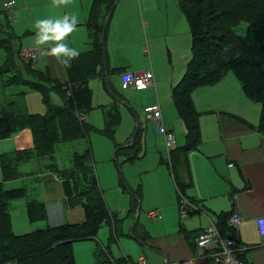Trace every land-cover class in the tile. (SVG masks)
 <instances>
[{
    "label": "rangeland",
    "instance_id": "374dc122",
    "mask_svg": "<svg viewBox=\"0 0 264 264\" xmlns=\"http://www.w3.org/2000/svg\"><path fill=\"white\" fill-rule=\"evenodd\" d=\"M13 1L16 3L11 14L14 18L13 22L6 12L7 16H4V12L0 11V38L6 36L8 29H6L4 23L7 22L17 36L13 41L15 47L21 46L36 50L39 59L32 60L33 66L43 72L45 71L47 58L43 56L41 49L35 45V21L37 19H55L65 14H71L72 8L77 7L76 0H72V3L68 6L61 7L54 6L52 0ZM146 5L149 14L146 24L142 18L139 21V31H133L134 34L132 35L135 40L141 38L143 41L142 46L145 45V53L135 52L134 57L136 64L146 66L154 74L153 80L158 87L157 94L160 95L159 104H157L158 101L153 88L149 89L150 87H147L149 90L145 92H136L134 88L121 91L117 77H112L107 80L109 84V91L107 92L106 82L91 79L89 80V88L92 102L87 121L95 125L97 130H101L103 128L104 111L115 105L119 118L118 127L112 136L113 139L107 136L104 137L99 132L94 131L88 134L87 140L78 139L69 143H60L55 150H52V153L46 151L44 144H40V142L33 143V141V146L30 145L31 143L29 144L30 147H33L32 149H26L28 146L25 145L26 148L23 147L18 149L19 152H14L16 143L11 138L13 134L0 140V156L5 154L7 158H11L13 169L12 177L5 180L0 178V194L9 191V189L21 190L19 197L9 199L6 206L9 225H11L13 232L25 234V231L35 232L38 229L51 226L49 222L42 220L29 223L25 207L27 203H37V201L45 203L46 199L50 200L48 192L55 196L56 194L60 195L62 185L59 182L64 180L60 179L69 176L71 170L75 172L74 180L77 178L80 190L86 188L87 176H91V179L94 176L97 185L105 193L106 204L118 219L121 218L124 221L122 233L118 236L111 237L109 235L110 225L103 222L92 239H81L74 242L71 245L74 264H126V262L134 264L139 257L146 264H166L165 259L155 253V251H158L155 247L144 248L141 246V241L130 234L133 220L134 222L137 220L140 226L144 228L143 230L149 234L150 243L151 240H154L155 243H157L156 241H164L177 233V220L180 213L179 205L176 203V193L173 190V183L168 177L166 166H160L159 163L160 157L167 158L170 151L164 148L163 137L155 132L154 123L144 120L143 110L146 105H160V108L162 107V123L165 129L171 130L173 135L177 136L179 143H184L185 139L181 134L185 130V125L177 117L175 107H173L171 101L170 90L173 87L172 85L179 82L181 75L186 70V63L191 58V37L188 23L185 20L186 17L177 8L176 0H147ZM83 29V27L77 25L76 30L67 38L66 42L69 47L78 49L83 46L84 37L86 36ZM243 29L244 27L240 31ZM146 33L148 34V40L144 38ZM107 49L106 41L105 50L107 59L110 62L114 59L121 61L125 59V55L120 51H117L115 56H110ZM2 53L0 50V65L4 58ZM20 71L22 72L23 69ZM9 77H11L9 73L0 74V105L10 100L15 103V109L19 112L44 115L46 113L45 105L39 92L28 87L24 88V86H6L5 83ZM239 87L237 79L229 70L222 76V79L215 81L213 84H202L190 89L189 92L193 106L197 111L202 112L201 117H206L212 125L218 123L215 119L218 111L215 114L211 111L220 110L231 113L234 117L241 118L248 121L249 124L257 126L260 105L248 100ZM21 89L26 92L23 96L17 95ZM116 93L122 95L125 100H122L123 102L118 101L119 99L113 95ZM50 98H52L55 105H62L59 97L54 93H50ZM83 117L85 116L78 118L81 121L84 119ZM171 121L172 125L169 127ZM135 127H137V130H141L140 133L144 136L145 157L134 160L132 163L124 162L125 159L122 155L114 159V145H124L128 142L132 138L131 135L135 131ZM13 131H16L15 127ZM204 141V137H202V143L200 139V144H203ZM85 145H90L89 150L92 157L86 155ZM197 148L202 149L200 145ZM22 149L27 151H22ZM198 149H190L189 152L200 155ZM77 154L79 155L77 156ZM79 160L85 167L75 171L76 162ZM81 175L85 178L82 179ZM70 186L73 188V184H70ZM137 187L140 188L142 193V200L139 202L140 210L138 214L135 211V215L128 218L126 211L131 197L126 190L129 188L135 191ZM187 192L191 194V190L187 189ZM76 193H71L73 194L70 199L72 203L74 200L78 202L76 203L78 205L79 199L85 203V198ZM185 195L187 196L186 193ZM151 210L160 212L162 220L158 222L146 218V214ZM185 211L187 212V208H185ZM83 213L86 217L84 208ZM84 217L81 221L84 220ZM81 221L74 224H81ZM87 226L89 225L83 223L82 227L87 229ZM74 231L77 232L78 228L72 229V232ZM167 261L170 262L168 259ZM201 263L198 262L197 264ZM10 264H16V262ZM169 264H180V262Z\"/></svg>",
    "mask_w": 264,
    "mask_h": 264
},
{
    "label": "trees",
    "instance_id": "16d2710c",
    "mask_svg": "<svg viewBox=\"0 0 264 264\" xmlns=\"http://www.w3.org/2000/svg\"><path fill=\"white\" fill-rule=\"evenodd\" d=\"M176 2L177 8L186 17L185 20L189 26L191 58L187 61L186 70L179 82L173 85L170 93L178 118L186 127V135L184 144L171 150L168 159L161 157L159 163L165 164L170 171L179 205V201L186 198L184 193L186 187L189 186V171H186L183 156L200 143L198 120L200 113L192 104L190 89L202 84H213L222 79L226 71H232L247 99L258 103L261 108L257 126L245 120L242 122L249 130L259 132L264 139V0H176ZM113 3L114 0H92L88 9L89 17L85 23L89 30L90 47L78 58L73 59L70 66L60 64L65 76L61 82L53 78L48 65L45 67L46 71H39L35 69L32 61L18 54L20 46L15 47L13 43L16 36L8 23H4L8 30L6 36L0 38V50L4 57L0 65V74L9 73L11 75L5 85L24 86V88L37 90L45 105L46 113L39 115V113L19 112L15 109V103L10 100L1 104L0 140L26 128L33 135V143L44 144L46 151L52 153V150H55L60 143H69L78 139L87 140L88 134L94 131L113 139L119 118L115 105L104 111L101 130H97L95 125L87 122L92 102L89 80L100 79L104 82L114 75L113 70L107 67L105 50L103 53L101 50L102 38L104 40L107 32L106 28L103 30V21ZM4 16H7L5 12ZM243 27L244 29L240 31ZM104 60L106 63L103 68ZM21 69H23L22 72ZM121 91L124 90L121 88ZM50 93L59 97L61 106L52 102ZM24 94L26 92L21 89L17 95L23 96ZM80 116L85 117L80 121L78 118ZM228 117L234 118L232 115ZM14 127L16 131H13ZM140 132L141 130L135 129L132 142L130 140L125 145L115 144V158L122 155L125 158L124 161L129 163L139 158L142 137ZM89 148L90 145H85L87 156L91 155ZM84 167L79 160L76 162L75 171ZM12 170L11 158H7L5 154L1 155V179L12 177ZM74 175L75 172L71 170L69 176L61 180L64 179L63 193H66L65 195L71 198L73 195L71 193L77 192L76 194L83 196L86 200L83 203L79 199L86 217L81 224H74L75 226L66 222L61 225L47 226L35 232L16 235L9 225L6 206L9 199L19 197L21 190L9 189L0 194V264L12 262L16 264H74L71 245L81 239H92L103 222L110 225L109 235L111 237L121 233L122 223L116 219L115 213L109 212L104 206L102 193L98 190L94 176L92 179L91 176H87V186L80 190L78 180L77 178L74 180ZM81 177L85 178L82 175ZM70 182L73 183V188ZM126 192L131 197L128 203L129 217H133L142 199V193L139 187L135 191L127 188ZM25 210L29 223L38 220L45 221L48 218L46 204L41 201L27 203ZM83 223L89 225L87 229L82 227ZM74 228H78V231L72 232ZM216 228L224 235L221 225H216ZM143 229L136 220L130 234L139 239L143 246L148 247L147 243L150 238Z\"/></svg>",
    "mask_w": 264,
    "mask_h": 264
},
{
    "label": "crops",
    "instance_id": "0c3cea01",
    "mask_svg": "<svg viewBox=\"0 0 264 264\" xmlns=\"http://www.w3.org/2000/svg\"><path fill=\"white\" fill-rule=\"evenodd\" d=\"M3 1L0 2V10L5 12L2 5ZM91 2L92 0H76L75 3L77 7L72 8V10L70 11L71 14H76L79 17L78 26L84 28L83 30L85 31L86 35L84 37L85 42H83V46L77 49L80 54H83L90 47V42L88 40L89 30L87 26H85V23L89 17L88 9L91 5ZM146 2L147 0H118L113 8V13L110 16L109 20L104 23L106 17L104 19L103 26H105V28L107 29L106 35L104 36L105 49L107 41V51L110 56H115L117 54V51H120L125 55V59L122 61L114 59L112 62H110L109 59H107V67H109L110 70H113L114 73V75L108 78L117 77L119 81V76L124 72L135 71L136 73L138 71L143 72L144 70L149 69L146 66L143 67L140 64L135 63L134 53L138 51L145 53V45L142 46L143 41L141 40V38H136L135 40L132 36L134 34L133 31H139V21L142 18L145 20L146 24L147 17L149 16L148 11L145 7L147 6ZM15 6L16 3L13 7ZM12 11L13 10L9 11V15L12 14ZM11 16L13 22V15ZM142 23L144 24V22ZM35 38L36 32L34 39ZM144 38L145 40L149 39L147 33L145 34ZM39 48L41 49V47ZM42 54L47 58L46 65H48V70H50L53 78L61 82L65 77L64 70L60 65L61 61L58 60L55 56L47 54L46 51H43ZM107 80L104 82H106L108 92L109 84ZM156 87V82L153 80L152 87L148 88L155 89L154 94H156V98L158 101L157 104H159L160 95L157 94L158 87ZM148 88L144 91L136 92H145L146 90H149ZM114 96L117 97L121 102H123L122 100H125L119 93H116V95ZM158 106L160 107V105ZM216 111H218L215 117L218 122L216 125H212L211 121L208 122L206 117H201L202 112L200 113L198 111L200 113V117L198 120L200 125L199 134L201 143L202 137H204L205 141L203 142V144L199 143L197 145V147L200 145L202 149H198L197 147L192 148L194 150L198 149L200 155L198 153L194 154L193 152L190 153L188 151L183 156L185 162L184 166L186 168V171H189V186H187L185 189V193L187 194V196L184 193L186 197L184 199H186L190 206L186 207L187 212L184 219L180 218L178 214L176 235L168 237L164 241H156L157 243H155L154 240H151L152 242L150 243L149 239V243H147V245L148 247H155V249L164 254V258H167L170 261L169 263H175L178 261L181 264L182 260H186L187 258L191 257L194 258L197 263L202 262L199 261L195 256V246L193 245L194 237L209 225H221L223 229L221 231L224 232V235L235 239V243L237 244L236 250H242L237 251L234 257L238 258L239 261L243 262L244 264H264V241L259 236L257 229H255L256 218L264 214V139L259 132L257 133L253 130H249L246 124L243 123L244 120L242 122L241 118L234 117L236 119H239L236 120L233 117H228L232 114L220 110H213L211 111V113L215 114ZM169 124V127H171L172 121L169 122ZM155 130V132L159 133L156 127ZM185 130H183L181 134L184 139L186 135ZM169 131L171 132V130ZM160 134L161 133H159V135ZM31 136V131L27 130L26 128L16 134H13L11 138H13L16 143L15 151H19L18 149L23 148L25 145H27L28 147L24 148L32 149L33 140ZM174 138L175 145H173L172 150H175L177 144L178 146L182 144L179 143L176 135H174ZM143 139L144 136L141 137L140 154L139 158H137L138 160L145 157V145L143 143ZM128 142H126L125 144H127ZM29 144L32 146L30 147ZM182 145H180L179 147H181ZM168 158L169 157L163 159ZM162 165L160 164V166ZM166 169L168 171V177H170L173 186L175 187L174 180L171 177L170 171L167 166ZM0 178H2L1 174ZM59 183L62 185V192L60 193V195L56 194L55 196L50 194L49 192L47 193L50 200L46 199L45 202L46 209L48 211V218L45 221L49 222L51 226L61 225L66 222L71 224L80 222L84 217L83 208L80 204L81 202L76 205L77 202L73 200L72 203V201L70 200L71 198L63 193L65 184L64 181H61ZM71 183L72 182H70V184ZM174 187L173 190L175 191ZM98 188L99 190H101L99 186ZM187 189L191 190V194L187 192ZM101 191L100 193H102L104 206L108 209L109 212L113 213L110 207H108V205L106 204L107 201L105 200V193ZM176 198L178 200L177 193ZM62 202H64V204H62ZM128 210L129 206L126 211L127 217L129 218ZM236 211L239 215L244 216V219L241 223H239V225L235 226L234 228L229 227L228 219L230 215ZM149 212L146 214V218L154 219V221L158 222L162 220L160 214L159 218L148 217L147 215L149 214ZM116 219L118 218L116 217ZM118 220H120L123 224L124 221H122L121 218H119ZM217 252L218 251H214L211 249L206 250V256L204 257L207 260L205 262H202L201 264H224L222 262L217 263L213 259L212 255Z\"/></svg>",
    "mask_w": 264,
    "mask_h": 264
},
{
    "label": "built area",
    "instance_id": "2783aa9c",
    "mask_svg": "<svg viewBox=\"0 0 264 264\" xmlns=\"http://www.w3.org/2000/svg\"><path fill=\"white\" fill-rule=\"evenodd\" d=\"M5 11L7 12L8 16L12 19V16L9 15V11L12 10L13 6L15 5V1L13 0H4L2 3ZM18 54L25 58L26 60H36L38 59L36 50L33 49H26L23 47L19 48ZM152 73L149 69L144 70L143 72H136L130 71V72H124L119 76V81L121 84V88L123 90L135 88L136 91H143L147 87H151L153 85L152 80ZM144 120H148L150 122H153L156 129L159 133L163 135L164 140V148L167 151H171L173 145H175V138L172 133L165 129L162 121H161V108L158 107V105H146L144 107ZM190 204L186 201V199L182 198V200L179 201V216L184 219V216L186 214L185 208L189 207ZM148 217L153 218H159V212L156 210H151ZM264 218V214H262L260 217L256 218V225L255 229H257V232L259 236L264 241V230H262V226L260 224V220ZM244 219V216L239 215L236 212H233L229 219L228 224L229 227H235L239 225ZM194 246H195V253L196 257L199 261L205 262L207 259L204 257L206 256V250H216L217 253L213 254L212 257L217 263H224V264H244L243 262L239 261L238 258L234 257L237 251L242 250H236L237 244L235 243V239L224 236L219 232L215 225H209L198 235L194 238ZM197 261L194 260V258H187L186 260H182L181 264H196ZM134 264H146L141 257H139Z\"/></svg>",
    "mask_w": 264,
    "mask_h": 264
},
{
    "label": "clouds",
    "instance_id": "9594fccd",
    "mask_svg": "<svg viewBox=\"0 0 264 264\" xmlns=\"http://www.w3.org/2000/svg\"><path fill=\"white\" fill-rule=\"evenodd\" d=\"M72 0H52L56 7L68 6ZM79 17L76 14H65L60 18L37 19L34 24L36 30L35 45L41 51L55 56L64 65L70 66L71 61L79 57L76 48L69 47L67 38L76 30ZM264 230V218L260 220Z\"/></svg>",
    "mask_w": 264,
    "mask_h": 264
},
{
    "label": "water",
    "instance_id": "95a60500",
    "mask_svg": "<svg viewBox=\"0 0 264 264\" xmlns=\"http://www.w3.org/2000/svg\"><path fill=\"white\" fill-rule=\"evenodd\" d=\"M117 1L118 0H114V3H113V5H112V7H110L109 8V10L107 11L108 13H107V16H106V20L104 21V23H106V21H108L109 20V18H110V16L112 15V11H113V8H114V6L116 5V3H117ZM104 30H105V26H104ZM104 49H105V46H104V40H103V38H102V53H103V51H104ZM105 60H104V63L102 64V67L104 68L105 67ZM118 101H120V100H118ZM134 133H135V131H133V133H132V138H131V140L133 141V139H134ZM114 159H116L115 158V154H114ZM139 210H140V206L138 205V208H137V210H136V214H138V212H139ZM141 246H143L142 244H141ZM144 248H148V247H146V246H143ZM155 251V250H154ZM155 253L156 254H159V255H161L163 258L165 257V255L164 254H162L161 252H159V251H155ZM165 259V258H164ZM165 261H166V264H168V261L165 259Z\"/></svg>",
    "mask_w": 264,
    "mask_h": 264
}]
</instances>
